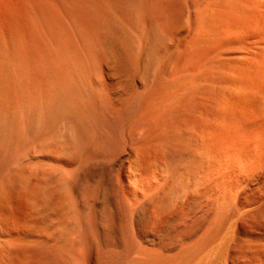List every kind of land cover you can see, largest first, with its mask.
I'll use <instances>...</instances> for the list:
<instances>
[{
  "label": "rangeland",
  "instance_id": "1",
  "mask_svg": "<svg viewBox=\"0 0 264 264\" xmlns=\"http://www.w3.org/2000/svg\"><path fill=\"white\" fill-rule=\"evenodd\" d=\"M244 8L58 1L55 90L70 134L0 145V264H264V30L240 28ZM35 22L32 57L48 64L49 23Z\"/></svg>",
  "mask_w": 264,
  "mask_h": 264
},
{
  "label": "bare ground",
  "instance_id": "2",
  "mask_svg": "<svg viewBox=\"0 0 264 264\" xmlns=\"http://www.w3.org/2000/svg\"><path fill=\"white\" fill-rule=\"evenodd\" d=\"M58 1L59 0H0V145L12 146L18 148L20 145H42L47 142H56L61 136L65 135L69 137L68 127L61 128L60 125V114L57 106L56 97V81L58 75V63L60 62L57 54V35L59 12H58ZM244 5L243 11L236 15L238 20L244 21L241 23L240 28L245 30H255L260 32L264 30V26H261L259 22L264 19V0H238ZM215 3V2H214ZM216 4V3H215ZM60 5V4H59ZM216 9V8H215ZM60 11V10H59ZM82 18V17H81ZM229 18V17H228ZM48 20V27L50 34L51 44V61L47 64L35 63L33 60L32 52L30 47L29 37H31V27L34 21L40 23L39 26H45V20ZM249 22L246 25L245 22ZM35 22V23H36ZM60 24V23H59ZM236 25V24H235ZM263 25V24H262ZM35 26V25H34ZM238 26V25H236ZM37 26H35L36 28ZM47 27V28H48ZM35 28L32 31H36ZM39 28V27H38ZM41 29V28H40ZM38 31V30H37ZM43 32V30H42ZM43 34V33H42ZM103 34V33H102ZM39 35V33L37 34ZM36 35V36H37ZM33 36V35H32ZM47 36V37H48ZM60 37V36H59ZM58 37V38H59ZM108 37V36H107ZM44 37L43 39H45ZM47 39V38H46ZM45 39V40H46ZM42 40V39H41ZM44 40V41H45ZM49 40V39H48ZM107 40V39H106ZM196 40V39H195ZM43 42V41H42ZM59 42V41H58ZM34 43V42H33ZM38 43V41H37ZM44 43V42H43ZM48 43V42H47ZM50 43V42H49ZM46 44V42H45ZM37 45V44H36ZM40 46V43H38ZM47 45V44H46ZM44 45V46H46ZM49 46V45H48ZM59 46V45H58ZM91 46V45H90ZM33 47V46H32ZM38 47V46H37ZM47 47V46H46ZM46 47H43L45 49ZM50 48V47H49ZM81 48V47H80ZM99 48V47H98ZM34 47L32 48V50ZM37 49V48H36ZM34 49V51H36ZM81 51V50H80ZM44 52V51H43ZM58 52V53H57ZM34 53V52H33ZM41 53V52H40ZM39 53V54H40ZM46 53V52H44ZM43 53V55H44ZM48 54V53H47ZM50 54V51H49ZM245 54V53H244ZM38 55V54H36ZM40 58V54L39 56ZM42 55V57H44ZM97 55V54H96ZM50 56V55H48ZM115 56V55H113ZM243 56V55H242ZM47 57V62H48ZM108 58V57H107ZM234 58V57H233ZM230 58V59H233ZM41 59V58H40ZM45 59V58H44ZM39 60V59H38ZM43 60V59H42ZM58 60V61H57ZM76 60V59H75ZM44 61V60H43ZM46 61V60H45ZM89 62V61H88ZM218 62V61H217ZM230 62V61H229ZM117 64V62H116ZM83 66V65H82ZM81 67V66H80ZM204 69V68H203ZM79 70V68H78ZM202 70V69H201ZM70 71V70H69ZM66 72V71H65ZM78 72V71H77ZM104 72V71H103ZM193 72V71H192ZM83 74V73H82ZM208 74V73H207ZM104 75V74H103ZM77 77V76H76ZM110 77V76H109ZM199 77V76H198ZM197 77V78H198ZM219 77V76H218ZM264 77V76H263ZM216 78V77H215ZM214 79V78H213ZM85 82V81H84ZM262 82V81H261ZM49 84L51 92L47 97L46 90L43 86ZM192 85V83H190ZM203 84V83H202ZM201 84V85H202ZM80 86V85H79ZM85 86V85H84ZM56 87V88H55ZM65 87V86H64ZM68 87V86H67ZM193 87V86H191ZM199 87V86H198ZM206 87V86H205ZM91 88V87H90ZM264 88V86H263ZM261 89V88H259ZM46 90V92H45ZM76 91V90H74ZM48 92V93H49ZM84 92V91H83ZM182 94V93H181ZM262 94V93H261ZM85 95V94H84ZM70 96V95H69ZM106 96V95H104ZM103 96V97H104ZM262 96V95H260ZM67 98V97H66ZM85 98V97H84ZM92 98V97H91ZM112 98V97H111ZM65 99V98H64ZM113 99V98H112ZM94 101V100H93ZM101 101V100H100ZM180 101V100H179ZM191 101V99H190ZM189 103V102H188ZM187 103V104H188ZM95 104V103H94ZM93 104V105H94ZM117 104V103H116ZM115 105V104H114ZM193 106V105H192ZM252 112V111H251ZM248 113V112H247ZM65 120V119H64ZM99 120V119H98ZM63 130V131H62ZM248 130V129H247ZM195 131V130H194ZM76 133V132H75ZM95 133V132H93ZM97 133V132H96ZM191 133V131H190ZM249 133V132H248ZM189 134V133H188ZM95 136V135H94ZM63 139V138H62ZM66 139V138H65ZM92 139V138H91ZM94 139V138H93ZM61 140V139H60ZM202 140V139H201ZM204 140V139H203ZM88 141V140H87ZM92 142V141H91ZM220 142V141H219ZM80 143V142H79ZM88 143V142H87ZM69 144V143H68ZM70 145V144H69ZM75 145V144H74ZM201 145V144H200ZM199 145V146H200ZM59 146V144L57 145ZM76 146V145H75ZM86 145H84L85 147ZM62 147V146H60ZM0 148L3 150L4 147ZM16 148H14L16 150ZM42 148V147H41ZM58 148V147H57ZM210 148V147H209ZM13 149V148H12ZM19 149V148H18ZM39 149V148H38ZM5 150V149H4ZM4 150L2 153H4ZM208 150V149H207ZM249 150V149H248ZM264 150V147H263ZM9 151V150H8ZM7 151V152H8ZM11 151V149H10ZM19 151V150H18ZM27 151V150H26ZM201 151V150H200ZM199 151V152H200ZM211 151V150H210ZM1 152V151H0ZM6 152V155H7ZM17 156L16 151L12 153ZM23 152V151H22ZM254 152V151H253ZM11 153V152H10ZM11 153V154H12ZM203 153V152H202ZM258 153V152H257ZM25 154V153H24ZM80 154V153H79ZM201 154V152H200ZM264 154V153H263ZM13 155V156H14ZM21 155V153H20ZM29 155V154H28ZM43 155V153H42ZM203 155V154H202ZM9 157V155H7ZM11 156V155H10ZM14 156V157H15ZM19 156V154H18ZM21 155L20 157H22ZM49 156V155H48ZM239 156V155H238ZM5 159H9V158ZM13 157V159H14ZM37 157V156H36ZM54 157V156H53ZM58 157V156H57ZM18 158V157H16ZM59 158V157H58ZM90 158V157H89ZM92 158V157H91ZM4 159V155L2 157ZM19 159V158H18ZM11 160V159H10ZM16 160V159H15ZM243 160V159H242ZM16 162V161H15ZM19 162V161H18ZM233 162V161H232ZM251 162V161H250ZM26 163V162H25ZM241 163V162H240ZM20 164V163H19ZM24 164V163H23ZM256 164V163H255ZM15 165V164H14ZM53 165V164H52ZM17 166V165H16ZM255 166V165H254ZM15 166H13L14 169ZM105 169V168H104ZM116 169V168H115ZM9 170V169H8ZM117 170V169H116ZM36 171V170H35ZM204 171V170H203ZM14 173V172H13ZM205 173V171L203 172ZM116 174V173H115ZM7 175V174H6ZM57 176V175H56ZM69 176V175H68ZM116 176V175H115ZM215 177V176H214ZM207 179V178H206ZM211 179V178H210ZM27 180V179H26ZM215 180V179H214ZM213 180V181H214ZM77 181V180H76ZM212 181V183H213ZM4 182V181H3ZM22 182V181H21ZM45 182V181H44ZM99 182V181H98ZM219 182V181H218ZM15 183V182H14ZM76 183V182H75ZM74 183V184H75ZM115 183V182H114ZM200 183V182H199ZM117 184V183H116ZM24 186L23 183H21ZM76 185V184H75ZM81 185V184H80ZM99 185V184H98ZM73 186V185H72ZM26 187V186H24ZM246 187V186H245ZM83 188V187H82ZM95 188V187H94ZM217 188V187H216ZM79 189V188H78ZM97 189V188H96ZM215 189V188H214ZM100 190V189H99ZM182 190V189H181ZM224 190V189H223ZM212 191V190H211ZM111 192V191H110ZM27 193V192H26ZM60 193V192H59ZM114 193V192H113ZM209 193V192H208ZM241 193V192H240ZM45 194V191L44 193ZM83 194V193H82ZM58 195V194H57ZM17 196V195H16ZM66 196V195H65ZM64 196V197H65ZM98 196V195H97ZM103 196V194H102ZM117 196V195H116ZM60 198V196L58 195ZM226 197V196H225ZM262 197V196H261ZM40 198V197H39ZM48 198V197H47ZM95 198V197H94ZM74 199V198H73ZM82 199V198H81ZM4 200V199H3ZM18 202L21 200L18 198ZM56 201V200H55ZM4 202V201H3ZM84 202V201H83ZM59 203V202H58ZM87 203V201H86ZM70 204V203H69ZM75 204V203H74ZM262 204V203H260ZM259 204V205H260ZM2 205V204H1ZM22 205V204H21ZM83 205V204H82ZM33 206V205H32ZM79 206V205H77ZM84 206V205H83ZM88 206V205H87ZM56 207V206H55ZM68 207V206H67ZM71 207V206H70ZM90 208V206H88ZM12 208V207H11ZM49 208V207H48ZM80 208V207H79ZM78 208V209H79ZM85 208V207H83ZM253 208V207H252ZM38 209V208H37ZM36 209V210H37ZM61 209V207H60ZM113 209V208H112ZM255 209V208H254ZM19 210V209H18ZM68 210V209H67ZM157 210V209H156ZM11 211V210H10ZM50 211V210H49ZM77 211V210H76ZM254 211V210H253ZM33 212V211H32ZM40 212V211H39ZM69 212V211H68ZM90 212V211H89ZM88 212V213H89ZM104 213V211H102ZM10 213V212H9ZM81 213V212H80ZM30 214V213H28ZM34 214V213H32ZM36 214V213H35ZM74 214V213H73ZM77 214V213H76ZM54 215V214H53ZM11 216V214L9 215ZM38 216V214H37ZM52 216V215H51ZM55 216V215H54ZM63 216V215H62ZM66 216V215H65ZM72 216V215H71ZM70 216V217H71ZM76 216V215H75ZM78 216V215H77ZM88 216V215H87ZM104 216V215H103ZM6 217V216H5ZM21 217V216H19ZM18 217V218H19ZM29 217V216H28ZM43 218V217H42ZM47 217H45L46 219ZM51 218V217H50ZM75 218V217H74ZM15 218L14 220H16ZM28 219V218H27ZM32 219V218H31ZM34 219V218H33ZM41 219V218H40ZM79 219V218H78ZM81 219V216H80ZM89 219V218H88ZM87 219V220H88ZM100 219V218H99ZM37 220V219H36ZM63 220V219H62ZM18 221V220H17ZM26 221V220H25ZM33 220H31L32 222ZM85 221V220H84ZM20 222V221H19ZM19 226H21V224ZM23 222V221H22ZM21 222V223H22ZM27 222V221H26ZM38 222V221H36ZM35 222V223H36ZM53 222V221H52ZM55 222V221H54ZM92 222V221H91ZM34 223V221H33ZM42 223V222H41ZM39 224V223H38ZM55 224V223H54ZM100 224V223H99ZM23 225V224H22ZM30 225V223H29ZM44 225V223H43ZM42 225V226H43ZM48 225V224H47ZM56 225V224H55ZM88 225V224H87ZM106 225V223H105ZM18 226V225H16ZM41 226V227H42ZM75 226V225H74ZM24 227V226H23ZM40 227V229H41ZM45 227V226H44ZM62 227H65L62 226ZM90 227V226H89ZM27 228V227H26ZM60 228V227H58ZM102 228V227H101ZM1 229V228H0ZM25 229V228H24ZM31 228H28V230ZM65 229V228H64ZM87 229V228H86ZM23 230V228H22ZM33 230V229H32ZM31 230V231H32ZM44 230V229H43ZM78 230V229H77ZM84 231V230H83ZM100 231V230H99ZM106 231V230H105ZM7 232V231H6ZM55 232V231H54ZM104 232V231H103ZM2 233V232H1ZM23 233V232H22ZM31 233V232H30ZM48 233V232H47ZM51 233V232H50ZM58 233V232H57ZM56 233V234H57ZM81 233V232H80ZM93 233V232H91ZM90 233V234H91ZM68 234V232H67ZM106 234V233H105ZM207 234V233H206ZM52 235V234H51ZM50 235V236H51ZM101 235V234H99ZM27 236V235H26ZM40 236V235H39ZM48 236V234H47ZM58 236V235H57ZM87 236V235H86ZM85 236V237H86ZM91 236V235H90ZM22 237V236H20ZM88 237V236H87ZM3 238V237H2ZM16 238V237H15ZM24 238V237H23ZM39 238V237H38ZM52 238V237H51ZM57 238V237H56ZM55 238V239H56ZM65 238V237H64ZM91 238V237H90ZM11 239V238H9ZM18 239V236L17 238ZM15 243L18 244L16 242ZM20 239V238H19ZM25 239V238H24ZM32 239V237H31ZM50 239V238H49ZM62 239V238H61ZM87 239V238H86ZM8 240V239H7ZM23 241V239H20ZM19 240V243H20ZM41 240V239H40ZM44 240V239H43ZM47 241V240H46ZM52 241V240H51ZM64 241V240H63ZM77 241V240H76ZM75 241V242H76ZM6 242V241H4ZM13 242V241H11ZM10 242V243H11ZM54 242V241H53ZM58 242V241H57ZM99 242V241H98ZM9 243V242H8ZM43 243V241H42ZM45 243V242H44ZM68 243V242H67ZM72 243V242H71ZM85 243V242H84ZM101 243V242H100ZM108 244V242H106ZM13 244V243H12ZM10 244V250L13 249ZM37 244V243H36ZM89 244V243H88ZM95 244V243H94ZM99 244V243H98ZM14 245V244H13ZM19 245V244H18ZM23 246L21 243V246ZM29 245V244H28ZM53 245V244H51ZM69 245V244H68ZM86 245V244H85ZM106 245V244H105ZM104 245V246H105ZM37 246V245H36ZM70 246V245H69ZM108 246V245H106ZM105 246V247H106ZM26 247V246H25ZM38 247V246H37ZM100 247V246H99ZM6 248V246H5ZM15 248V247H14ZM22 248V247H21ZM27 248V247H26ZM53 248V247H52ZM56 248V247H55ZM3 249V248H2ZM23 249V248H22ZM90 249V248H89ZM104 249V248H103ZM9 250V249H8ZM18 250V249H17ZM149 250V249H148ZM12 251V250H11ZM10 251V252H11ZM14 251V250H13ZM12 251V252H13ZM20 251V249H19ZM80 251V250H79ZM7 253H10L6 250ZM49 252V251H48ZM96 252V251H95ZM25 254V251L22 254ZM58 253V252H57ZM75 253V252H74ZM90 253V252H89ZM88 253V254H89ZM2 254V253H1ZM20 255V252L18 253ZM35 254V252L33 253ZM40 254V253H39ZM37 253V255H39ZM51 254V253H50ZM84 254V253H83ZM18 258L21 257V255ZM24 255V256H25ZM49 255V254H48ZM17 256V254L15 255ZM22 256V257H24ZM26 257H28L26 255ZM44 257V256H43ZM69 257V255H68ZM1 258V257H0ZM49 258V257H48ZM72 258V257H71ZM230 258V257H229ZM3 259V258H1ZM8 260V259H7ZM23 260V258L21 259ZM28 260V259H27ZM32 260V259H31ZM57 260V259H56ZM2 261V260H0ZM9 261V260H8ZM33 261V260H32ZM31 261V262H32ZM67 261V260H66ZM22 263L23 261H18ZM36 262V260H35ZM39 262V261H38ZM27 263V262H26ZM43 263V262H42ZM142 263V262H141ZM23 264V263H22ZM67 264V263H66ZM69 264V263H68ZM74 264V263H73Z\"/></svg>",
  "mask_w": 264,
  "mask_h": 264
}]
</instances>
